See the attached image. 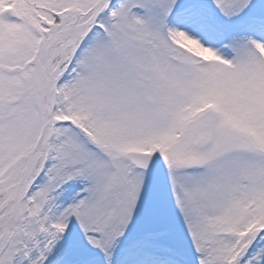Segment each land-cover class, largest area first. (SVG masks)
Returning a JSON list of instances; mask_svg holds the SVG:
<instances>
[{
    "label": "snow or ice",
    "instance_id": "6c2138e0",
    "mask_svg": "<svg viewBox=\"0 0 264 264\" xmlns=\"http://www.w3.org/2000/svg\"><path fill=\"white\" fill-rule=\"evenodd\" d=\"M0 264H264V0H0Z\"/></svg>",
    "mask_w": 264,
    "mask_h": 264
}]
</instances>
